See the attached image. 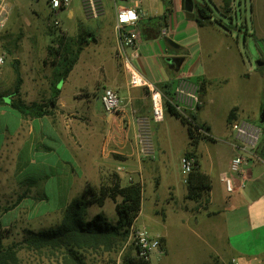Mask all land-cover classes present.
Listing matches in <instances>:
<instances>
[{
    "label": "crops",
    "instance_id": "obj_1",
    "mask_svg": "<svg viewBox=\"0 0 264 264\" xmlns=\"http://www.w3.org/2000/svg\"><path fill=\"white\" fill-rule=\"evenodd\" d=\"M113 1L115 4L116 0ZM38 2L39 0H0V4L3 3L8 9L5 25L0 30V48L6 53L5 62L0 64V115H10L16 118L10 121L0 120V137L2 139L0 141V170L2 172L3 183L7 184V188H5L1 196L4 200H14L8 204V207L6 206L7 209L4 210V207L0 211L2 226L7 228L11 222L18 220L24 212L27 215L28 206L23 203L31 195L29 187L40 185V180L46 177L44 170L46 165V150L52 149V146L45 144L48 126L51 129V135L66 145L75 155L77 162L82 168V173L89 169L87 177L89 180L85 179L81 181L80 178V181L77 183L79 188H82L83 193L86 187H99V170L105 169V167L111 171L110 173L117 172L121 178V183H123L122 173H125L126 170L129 173V178H132V175L134 178L138 177L142 179L144 174H149L147 176L150 178V174H153L155 185L153 186V182L151 181L148 187L154 188V193L163 184H167L165 190L166 202L169 203L173 210L181 212L180 222L183 231L181 232V229L176 227L172 229L171 234L168 231H158L154 234L144 225L139 227H145L152 235H159L161 237L165 246L166 258L170 264H195L194 256L199 251V248L200 250H205V253L208 254L210 258V262L208 260V263L210 264H232V260L236 264H264V249L254 253H247L243 245L237 241V235L241 234L244 229L237 228L233 236L237 240L231 239V230H229L227 217L230 212L229 215L235 222L238 219H245V223L249 226L248 231L264 230V139L262 138V143L259 144L255 157H251L245 166V177L234 176V184L237 188L233 192L226 190L225 183L220 178L223 173L229 171V162L236 153L231 143L233 136L230 127L226 123L224 144L216 142V138L212 133L210 134L214 137V141L200 140L197 145L199 154L198 164L199 168L209 176L210 188L198 201L189 200L185 198L186 187L182 182L180 190L182 200L181 203L176 204L175 187L168 182L166 176V161L158 158L159 151L155 140L158 135L157 129L160 126L159 124L151 123V131L154 132L153 155L143 158L139 153L136 140V126L133 118L134 115H149V99L147 93H144L146 91L143 88L130 87L128 85L127 74L116 55L115 7L112 17L106 20L109 33L104 35L103 30L99 27L96 28L97 31L88 28L83 30L79 26L74 29L67 27L65 18L66 20H70L74 17V9L71 3L66 8L58 11L64 13V19H59V28L51 26L49 17H46V20L40 23L38 20ZM78 2L83 8L82 0H78ZM141 2L142 0H138L133 5H124L128 7H134L137 3L141 5L144 16L142 15L138 21L139 25L145 17L150 15L148 9ZM172 2L173 9L175 7L181 9L180 0H173ZM45 3L47 4L46 0ZM102 5L103 11L100 15L105 14L103 0ZM100 15L93 18H98ZM86 31L88 33L84 35ZM81 33L84 36H88L87 38L85 37L87 41L83 44L78 59L67 76L55 83V87L59 89V92L54 104L47 108L50 110V113L42 116H31L13 109L9 104L15 98L13 89L16 82V73L13 60H17L18 63V73L21 78L18 94L22 101L26 104L33 102L42 105L47 104V99L52 91L51 82L55 79L54 74L60 61V55L62 54V51L58 53L59 55L55 51L59 46L61 37L64 36L65 39H68L66 40L68 44H71V39L77 38ZM161 36L168 37L169 35L166 33ZM168 42L172 46H179L171 39H168ZM209 43H213V45H206L205 52L207 56L209 52L213 55L217 53L216 57L226 54L221 58L228 57L231 61L234 56L235 70L231 69V72H233L231 78H235V73L239 74L240 70L243 69L245 57H243L244 61L241 60L240 55L237 57L236 52H233L231 49L232 47L222 40L209 41ZM167 52L165 55L160 54V58L163 61L158 65L161 68L164 67L165 73L155 83L170 82L169 89L172 92L177 78L182 75L191 77V73L180 71V68L184 64V57H178L180 61L176 63L173 61L175 56L169 55ZM213 61L216 62L215 57ZM206 63L204 61L205 71L202 76H206L207 74ZM229 65L231 68V62ZM246 70L247 75L240 79L237 84L238 87L235 88V90H238V93L235 94L237 99L239 96H242L244 88L245 95H249L250 97L247 88H243V86L245 81L253 78V73L256 70L247 66ZM74 77L80 80V82L74 83V91L67 93L64 85L69 79H73ZM233 85L234 82L231 84V93ZM104 87L116 90L123 100L121 110L113 112L120 113L118 118L117 115L110 112H107L104 116H91L81 107L85 103L83 99H86V102H88V96H94L95 93L100 94ZM248 88L250 90V86ZM263 94L264 76L259 74V79H257L253 87L252 96L250 97V99L253 97L256 99V109L258 111L261 110L264 104L260 100ZM3 97L8 98V101H5ZM246 111L245 108L240 107L237 109V114L244 115ZM79 112L85 116V121L82 120L83 126L79 124L78 119L74 116ZM166 116L174 118L181 125L180 127L178 124H175L183 133L182 143L184 146L182 150H185L187 146L185 127L177 118L169 113L165 114L164 119ZM90 124L95 126V130ZM79 135L83 138L79 139ZM171 136L168 135L165 139L169 140V138H172ZM79 143L81 145L97 143L98 149L92 148L90 144V150L88 149L84 154H78V149L82 148V146H79ZM110 146H114V148H110ZM24 150L27 153L26 158L28 159L24 163L27 166L31 164L37 166V176L17 181L14 178L17 168L21 170L23 169L22 166H26L21 164ZM111 152L121 154L123 159L115 161L110 156ZM131 160L135 173L129 172ZM41 165L43 166L42 173H40ZM178 165L181 174L180 163ZM160 167H162L161 171L159 170ZM70 170L72 173H75L72 167H70ZM242 180L244 181V186L239 187ZM90 181L93 183V186ZM23 192L22 198L17 201L18 196ZM4 205L0 204V208ZM3 215L6 216V219L2 217ZM136 219L133 222L135 224ZM192 239L194 242H192ZM205 253L203 252V255ZM221 259L225 260L222 261Z\"/></svg>",
    "mask_w": 264,
    "mask_h": 264
},
{
    "label": "rangeland",
    "instance_id": "obj_2",
    "mask_svg": "<svg viewBox=\"0 0 264 264\" xmlns=\"http://www.w3.org/2000/svg\"><path fill=\"white\" fill-rule=\"evenodd\" d=\"M103 1L105 6V14L100 15L98 18H93L86 13L84 7H81L78 0H72L70 3L74 9V17L70 20H66L65 18V23H67L66 26L70 29H74L79 26L80 29L83 30L88 28L95 31H97L96 28L99 27L103 30L104 35H106L109 33V28L106 26V20L112 17L115 4L120 3L121 5H133L134 2L138 0H116L115 4L113 0ZM214 1L217 4H220L221 2V0ZM244 1L246 5L242 20L246 22L247 33H245L246 31L243 28L239 33V39L237 43H234L232 48L233 52L235 51L238 54L240 51L245 55L246 64L244 63L243 69L240 70L239 74H237V72L235 73V78H231V75L233 74L231 69L235 70V61L233 55L231 61V59L228 57L221 58L226 54L216 57L217 53L213 55L209 52L207 56L205 52L207 48L206 45H213V43H209V41L215 42L223 40L226 42V39H232V37L227 38V36H224L223 33L216 31L214 28H208L207 30H204L197 27L192 19L186 17L182 8L180 9L175 7L169 14L167 26H162V29H160L158 35L154 38H150L151 36L148 33H150L151 29L147 28L146 26L157 20L159 15L162 14L165 6L163 0H142L141 2V4L148 9L150 15L145 17V19H143V21L140 23L143 27L141 26L140 28L139 25V53L133 58V65L149 80L155 82L162 78V75L165 73L164 67L161 68L158 65L163 61L162 58H160V54L165 55L166 51H168L167 53L169 55H173L175 57H184V64L180 68V71L182 70L190 72L191 77L189 78L196 81L202 76V74H204V61H206L207 74L206 76L203 75L205 77V82L202 83V89L200 90L201 103L199 109L197 110L198 121L206 124L209 127V133H212V135L216 138V142L222 144H224L223 139H225L224 137L226 136L225 115H227L226 113H228L230 108L234 106H236L238 109L240 107L245 108L247 111L243 116L256 119V121L262 112V109L259 111L256 109V99H254V97L250 99V97L252 96L255 83L257 82V79H259V74L264 76V65H258L257 63L261 60L264 62V58L258 47V41L264 40V0ZM138 3L137 6L142 9L141 5H138ZM37 7L39 14L38 20L40 23H43V21L46 20V17H49V20L52 19V16L50 15V8L45 3V0H39ZM56 17L63 20L64 13L58 12ZM147 18H150L148 19L149 23L148 21L146 22ZM163 29L167 30L169 35L168 37L161 36V31ZM85 37L87 38L88 36L86 35ZM167 38L171 39L179 46H172L168 42ZM214 57L216 62L213 61ZM230 62L231 68L229 65ZM245 65L248 68H254L256 70L255 73H253V78L245 81L243 86V88H247V92L250 94V97L249 95H245V88H242V96H239L237 99L235 94L238 93V90H235V88L238 87L237 84L240 79L247 75ZM79 82L80 80L75 77L73 79H69L64 85L65 91L67 93H69V91H74V83ZM232 82H234V85L231 93L230 89ZM248 86H250V90ZM99 95V93H95L94 96H88V102H86V99H83L85 103L84 106L81 107L91 116H104L107 113L103 109ZM6 97H3V99L8 101V98ZM260 100L262 103L264 102V94L261 96ZM113 114L117 115V118L120 116V113ZM74 116L76 119H78L79 124L83 126L82 120L85 121V116L82 115L81 112L76 113ZM1 119H3V121H10L16 118L10 115H0V120ZM163 120L164 121L159 122L160 126L157 129L158 135L156 136L155 140L156 147H158L159 151L158 158L160 160L164 159L166 161V176L168 178V182L175 187V201L176 204H178L181 203L182 200L180 195L182 179L178 160L184 152V150H182L184 146L182 143L183 133L175 125L178 124L181 127V125L177 123L174 118L166 116V118ZM258 124H260L262 128V135L259 142V144H261L262 138L264 139V122H258ZM90 125L95 130V126L93 124ZM168 135H172V138H169V140L165 139V137ZM81 138L83 137L79 135V139ZM152 138L154 145V132H152ZM1 140L2 139L0 137V141ZM45 144L52 146L51 150H46V165L44 168L46 177L45 179L42 178L40 180V185L29 187L31 195L28 196L23 203L24 205L28 206H26L28 208L27 215L26 212H24L21 214L18 220L11 222L8 225V232L5 233L3 244L6 247L13 245L14 251L13 256L8 258L7 261L2 264H76L75 262L73 263L70 261L67 255H65L63 249H55L49 246H30L24 241V238L27 236L28 229L38 231L48 227L56 226L60 222L62 210L65 204L68 203L72 198L81 197L84 194L82 188H79V185L77 184L80 181V178L81 181L88 179L87 177L89 169H87L86 172L83 171L82 173V168L77 162L75 155L66 145L62 144L57 138L51 135V129L48 126ZM90 144L92 148L96 150L98 149L97 143H86L82 145L79 143V146H82V148L78 149V154H84L87 152ZM110 148H114V146H110ZM180 152H182L181 155ZM26 156L27 153L24 150L23 160L21 162L22 165H26L24 161H28ZM110 156H112L115 161H121L123 159L121 154L114 152H111ZM140 156L143 158L149 157L142 156L141 154ZM26 166H22L23 169L21 170H18L19 168H17L16 174L14 176L17 181L29 177L34 178L37 176V166L31 164L25 168ZM129 166V172L135 173L133 170L132 160L130 161ZM70 167L75 170V173L71 172ZM42 169L43 166L41 165L40 173H42ZM159 170L161 171L162 167H160ZM110 172L111 171H109L107 167H105V169L103 168L99 170V185L102 182L107 181V178L111 174ZM147 175L149 174H144V176H142L143 178L139 179L138 177L134 178L132 175V178H129V173L127 170L125 173H122V184H126L133 180L139 181L143 187L141 210L136 219V224L133 223L132 225H144L154 234H156L158 231H168L171 234L172 229L176 227L180 228L182 232L183 228H181L182 224L180 222L181 212L173 210V208H171L165 199V190L167 184H163V186L154 193V188L150 186L148 187V185L151 181L153 182V186L155 185V177L153 174H150V178ZM91 185L93 186V183ZM5 188H7V184L3 183L2 172L0 170V204H5L0 208V211L3 210L4 207H8V204L14 201H8L2 198L1 195L5 191ZM96 213L104 214L107 219L112 222H114L117 217L114 208V202L110 198L106 199L102 206H99L96 203H88L84 211V218L90 219ZM229 214L230 212L228 213L227 217L229 222V230H231V239H235V241L238 239L237 241L243 245V248L247 253H254L264 249V230L248 231L249 226L247 223H245V219H238L235 222L231 219L232 217ZM2 217L5 218L6 216L3 215ZM237 228L244 230H242L241 234L237 235L236 239L233 236ZM154 236L159 237L160 244L149 254L148 258L151 264H170V262L167 261L164 249L165 246L161 237L159 235ZM192 242H194L193 239ZM135 250V240L131 237L129 232L126 238L123 241L117 243L116 247L114 248H83L76 252L77 255L83 260L82 264H125L124 260L126 256L132 255ZM203 252L205 253V250H200V248L199 251L196 252V255L194 256L196 262L195 264H204L205 262V264H210L208 263V260L210 259L208 254L205 253V255H203ZM221 260L224 261L225 259ZM234 264H236V262Z\"/></svg>",
    "mask_w": 264,
    "mask_h": 264
},
{
    "label": "trees",
    "instance_id": "obj_3",
    "mask_svg": "<svg viewBox=\"0 0 264 264\" xmlns=\"http://www.w3.org/2000/svg\"><path fill=\"white\" fill-rule=\"evenodd\" d=\"M193 9L188 11L184 8V0H181V8L186 17L192 19L197 27L207 30L214 28L220 31L224 36H227L226 43L233 46L239 39V33L244 28L247 33V25L244 22V0H221L217 4L214 0H192ZM165 5L162 14L159 15L155 22L146 27L151 29L148 33L151 38H154L160 32L161 27L167 26L169 14L173 11L172 0H163ZM150 18H147L146 22ZM142 24H140L141 28ZM143 27V26H142ZM145 28V29H147ZM155 28V29H154ZM88 32H84V35ZM83 33L79 34L77 38L71 39L72 43L68 44V39L61 37L56 53L62 51L60 61L58 62L57 70L55 71V79L51 82V95L47 99V104L30 103L26 104L19 97V84L21 82L18 73L17 60H13V66L16 73V82L13 89L15 98L10 101V106L22 114H29L31 116H42L49 114L47 109L55 102V98L59 89L55 87V83L65 78L78 59V56L86 43ZM223 41V40H222ZM233 50V48H231ZM59 55V54H58ZM241 57L244 61L245 55L242 52H236L237 57ZM264 65V63L262 64ZM205 77L201 76L196 81L199 83V89H202V83L205 82ZM162 90L164 95L163 108L164 114L177 118L186 129L187 146L183 154L191 155L195 158L192 170L187 175V182L185 183L186 194L185 198L189 200L198 201L207 193L210 188L209 176L199 168L198 164V150L197 145L200 140L214 141V137L209 133V127L198 121L197 110L191 114L189 119L180 115L171 103L172 92L170 91V82L164 81L156 83ZM201 99V98H200ZM237 107L230 108L226 115V123L229 124L232 120L239 118H246L258 124L260 117L252 119L248 116L238 115ZM264 109V105L261 108ZM150 114V113H149ZM264 122V121H263ZM260 122V123H263ZM159 124V123H155ZM260 125V124H259ZM201 128L206 133H199L197 130ZM49 149V147H47ZM24 192L18 196L17 201L20 200ZM110 198L114 202V208L117 214L114 222L109 221L102 213H96L92 218L85 219L84 211L87 204L96 203L102 206L106 199ZM143 200V187L139 181H129L126 184L121 183V178L117 172H112L107 178L106 182H102L98 188L86 187L84 194L81 197L71 199L62 210L60 222L54 227H48L42 230L33 231L28 229L27 236L24 238L25 243L30 246H49L55 249H63L65 255L76 264H82L83 260L77 255L79 249L83 248H105L111 249L116 247L117 243L123 241L130 231V227L135 221L137 215L141 210ZM7 207L4 208V210ZM8 228L2 226L0 219V264L5 263L8 258L13 256V245L4 246L3 241L5 233ZM125 264H151L149 258L140 257L136 250L132 255L125 258Z\"/></svg>",
    "mask_w": 264,
    "mask_h": 264
},
{
    "label": "built area",
    "instance_id": "obj_4",
    "mask_svg": "<svg viewBox=\"0 0 264 264\" xmlns=\"http://www.w3.org/2000/svg\"><path fill=\"white\" fill-rule=\"evenodd\" d=\"M50 8L52 19L51 26L60 27V20L56 17L59 10L66 8L71 0H46ZM86 12L89 16L97 17L103 11L102 0H82ZM8 15V9L2 3L0 4V30L5 25ZM143 15L142 10L136 5L128 7L124 5L115 6V30L117 34L116 55L121 61L124 71L127 74L128 85L130 87L143 88L149 98L150 114L134 115L136 126V140L139 147V153L142 156H152L154 152L151 123H159L164 119L162 90L155 82L149 80L140 73L133 65V58L138 55L140 44V31L138 21ZM167 33L166 29L161 31L162 35ZM6 60V53L0 48V64ZM103 109L106 112H118L122 108L123 100L121 96L110 87H104L99 95ZM171 103L175 110L183 117L189 119L191 114L197 110L201 103L199 83L182 75L177 78L172 91ZM228 126L232 131V145L236 150L229 162V171L223 173L220 178L225 183L226 190L233 192L237 188L234 184V176L245 177V166L251 157H255L256 150L262 135V128L259 124L246 118L232 120ZM199 133H206L201 128ZM195 158L191 155L182 154L179 158L182 182H187V175L192 170ZM244 186L242 180L239 187ZM130 235L135 240L136 252L140 257L148 258L150 252L160 244L159 237L152 235L147 228L133 226L130 227ZM232 260V264H234Z\"/></svg>",
    "mask_w": 264,
    "mask_h": 264
},
{
    "label": "water",
    "instance_id": "obj_5",
    "mask_svg": "<svg viewBox=\"0 0 264 264\" xmlns=\"http://www.w3.org/2000/svg\"><path fill=\"white\" fill-rule=\"evenodd\" d=\"M184 8L186 10H188V11H191L193 9V1L192 0H184ZM258 44L259 45H264V40H259ZM173 61L178 63L180 61V59L178 57H174ZM257 63H258V65H262L264 62L261 60V61H259ZM259 117H260V122H263L264 121V109L260 113Z\"/></svg>",
    "mask_w": 264,
    "mask_h": 264
},
{
    "label": "flooded vegetation",
    "instance_id": "obj_6",
    "mask_svg": "<svg viewBox=\"0 0 264 264\" xmlns=\"http://www.w3.org/2000/svg\"><path fill=\"white\" fill-rule=\"evenodd\" d=\"M258 47H259L260 52L262 53V56H263V58H264V45H259V44H258Z\"/></svg>",
    "mask_w": 264,
    "mask_h": 264
}]
</instances>
